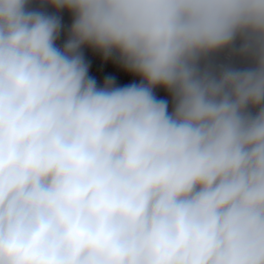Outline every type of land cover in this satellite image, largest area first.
<instances>
[{
	"label": "clouds",
	"instance_id": "1",
	"mask_svg": "<svg viewBox=\"0 0 264 264\" xmlns=\"http://www.w3.org/2000/svg\"><path fill=\"white\" fill-rule=\"evenodd\" d=\"M0 264H264V0H0Z\"/></svg>",
	"mask_w": 264,
	"mask_h": 264
},
{
	"label": "built area",
	"instance_id": "2",
	"mask_svg": "<svg viewBox=\"0 0 264 264\" xmlns=\"http://www.w3.org/2000/svg\"><path fill=\"white\" fill-rule=\"evenodd\" d=\"M66 15H67V13L64 14L65 19L67 20ZM92 59H93V64H94V67H93V70H92V74L93 75H97L98 80L102 79V76L100 74L103 73V74H111V75L116 76L118 83L131 82L132 78L130 76L122 75L120 72H111V73L104 72L103 64H96L95 58L92 57Z\"/></svg>",
	"mask_w": 264,
	"mask_h": 264
},
{
	"label": "rangeland",
	"instance_id": "3",
	"mask_svg": "<svg viewBox=\"0 0 264 264\" xmlns=\"http://www.w3.org/2000/svg\"><path fill=\"white\" fill-rule=\"evenodd\" d=\"M67 19H68V14L66 15Z\"/></svg>",
	"mask_w": 264,
	"mask_h": 264
}]
</instances>
